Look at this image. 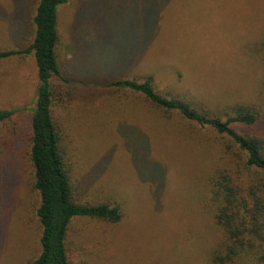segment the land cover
Wrapping results in <instances>:
<instances>
[{
    "label": "rangeland",
    "instance_id": "obj_1",
    "mask_svg": "<svg viewBox=\"0 0 264 264\" xmlns=\"http://www.w3.org/2000/svg\"><path fill=\"white\" fill-rule=\"evenodd\" d=\"M38 1L0 0V52L29 46ZM94 1L90 10L89 0L59 8L53 116L75 201L118 205L122 219L74 218L70 264H207L221 239L209 179L223 163V138L107 84L152 78L161 95L222 116L256 104L264 0ZM38 86L32 54L0 60V110H17L0 127V264H29L41 251L28 156Z\"/></svg>",
    "mask_w": 264,
    "mask_h": 264
},
{
    "label": "trees",
    "instance_id": "obj_2",
    "mask_svg": "<svg viewBox=\"0 0 264 264\" xmlns=\"http://www.w3.org/2000/svg\"><path fill=\"white\" fill-rule=\"evenodd\" d=\"M67 2L39 0L29 46L19 51L0 52V60L32 54L38 70V96L31 118L28 156L33 168V186L40 200L36 215L42 232L40 254L29 264H70L67 242L74 218L115 224L122 219L118 205H82L75 201L54 122L52 79L60 74L59 8ZM94 2L89 0L86 9L90 10ZM98 9L101 11V6ZM91 10L94 16L95 11ZM159 19L158 12L154 32ZM107 87L140 94L158 110L176 113L201 129L209 127L223 138L219 143L223 163L214 168L209 179L211 213L221 239L211 250L207 264H264V91L256 104H237L222 116L184 99L161 95L152 78L114 79ZM16 113V109L0 110V127L11 124ZM235 124L245 125L247 129L255 127L256 131L242 133L233 127ZM146 160L142 158V162Z\"/></svg>",
    "mask_w": 264,
    "mask_h": 264
}]
</instances>
